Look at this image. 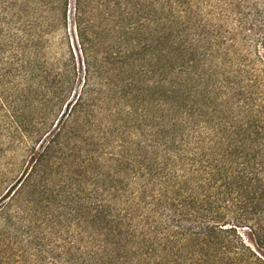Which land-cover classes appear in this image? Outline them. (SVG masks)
Instances as JSON below:
<instances>
[{
  "label": "trees",
  "instance_id": "16d2710c",
  "mask_svg": "<svg viewBox=\"0 0 264 264\" xmlns=\"http://www.w3.org/2000/svg\"><path fill=\"white\" fill-rule=\"evenodd\" d=\"M68 4L0 0V141L30 146L0 195V264H264V0H74L82 77ZM204 122L216 163L252 125L253 184L218 191L221 164L190 189Z\"/></svg>",
  "mask_w": 264,
  "mask_h": 264
},
{
  "label": "rangeland",
  "instance_id": "374dc122",
  "mask_svg": "<svg viewBox=\"0 0 264 264\" xmlns=\"http://www.w3.org/2000/svg\"><path fill=\"white\" fill-rule=\"evenodd\" d=\"M68 10H67V22H68V35L67 37L69 38L70 43L74 46L79 60V68H80V77H82V72H83V65H82V61L80 58V54L78 51V45L76 42V37H75V31H74V27H73V15H74V0H68ZM66 32V31H65ZM61 42H67V40L65 39V33L64 31H62L61 33H59L57 36H55L53 38V43H55V45L58 47L60 46ZM135 43V42H133ZM64 48H66V46H64ZM58 53H60V50L55 49ZM66 51V50H65ZM151 77V76H149ZM156 78L151 77L150 82L154 83V80ZM152 85V84H151ZM210 112V108L208 109ZM103 119H106V117H104ZM242 124L239 123L238 124V129H237V133L241 134V136H243V133L247 134L246 135V139L245 141H247L246 147H247V151L244 150V146H241V142L239 147L235 148V152H234V156H230L229 154H227L228 152H226V150L223 151H219L217 154L220 155V157H222L223 155H225V157H222L223 160L226 161H220L218 163L216 162H211V159L213 158V154L211 153V151L209 150V147L211 145L210 140L213 137V127L214 125L211 122H204L201 125L203 126L202 128V136H203V144L205 145V149L207 154V157L204 158V160H206V165H209V163H211V165L208 168H204L203 170L198 171L199 166L201 165V162L199 160V150H198V145H197V141L195 139L191 140V150H190V158L193 159L190 161L191 166H188V178H189V187L190 189H194L198 183H207V180H205V178L201 179L200 176L201 174L205 175L204 173H215V167L219 166L221 164H226V169L227 172L224 175V170H222L221 174H219V180L217 182L218 185V191H222L224 190V187L220 188V185L223 183V178L225 177H230L232 179H236L238 180L240 176L242 175H247L246 179L244 180L247 184H253L254 181L251 180V178L253 177V174H251V170L252 167H254V164L256 162V158L254 156V153L256 154L257 149L253 146L252 148V136H251V131L253 130V128L251 127L252 125H249V123L247 122L244 126L245 127H240L239 125ZM197 127V126H196ZM246 129V131H245ZM236 130V128H235ZM198 133V132H196ZM226 137V136H225ZM224 137V138H225ZM0 144V195L5 191V189L11 184L13 183L16 178L21 174V172L24 170L25 166H26V162L28 160V151H29V144L26 143V141H12V140H8L3 138ZM223 143H227V141H223ZM257 144V142H256ZM250 149V150H249ZM254 157V158H252ZM246 169V173H242V170ZM218 175V173H217ZM240 182V179H239ZM196 190H188V193L191 192H195ZM212 191H215V189H213ZM217 191V192H218ZM201 193V192H200ZM221 193V192H220ZM223 193H221L219 196H221ZM228 195V194H227ZM239 195H242L243 199L245 198V193L244 190H242L240 192L239 190ZM218 196V197H219ZM238 194L237 192L233 193L231 196V199L234 197H237ZM247 196V195H246ZM250 196V194H248V197ZM230 196H221L220 201H218V205H220L221 210L219 211L221 213V215H223L225 217V219H227L226 221L228 222V225H237L236 222V217L241 216L244 213V208L242 206H244V202L243 201H239L237 203H232V202H225L228 200H231ZM240 200V199H239ZM4 221H2V219H0V228L2 226ZM241 225V224H238ZM238 231L240 233L243 232H247L245 230V228L243 227H238ZM12 234L11 232L8 233L7 236L4 237V240L6 242V247H2V241L0 240V255H8L11 252V247H12Z\"/></svg>",
  "mask_w": 264,
  "mask_h": 264
},
{
  "label": "snow or ice",
  "instance_id": "6c2138e0",
  "mask_svg": "<svg viewBox=\"0 0 264 264\" xmlns=\"http://www.w3.org/2000/svg\"><path fill=\"white\" fill-rule=\"evenodd\" d=\"M246 2V0H236V4L240 5L241 3Z\"/></svg>",
  "mask_w": 264,
  "mask_h": 264
}]
</instances>
